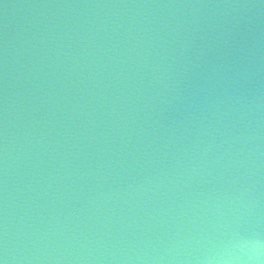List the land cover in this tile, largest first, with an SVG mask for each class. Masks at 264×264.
<instances>
[{
	"label": "water",
	"instance_id": "obj_1",
	"mask_svg": "<svg viewBox=\"0 0 264 264\" xmlns=\"http://www.w3.org/2000/svg\"><path fill=\"white\" fill-rule=\"evenodd\" d=\"M0 264H264V0H0Z\"/></svg>",
	"mask_w": 264,
	"mask_h": 264
}]
</instances>
